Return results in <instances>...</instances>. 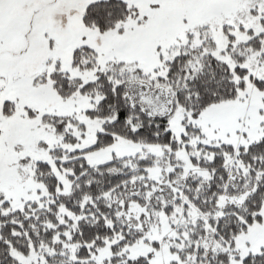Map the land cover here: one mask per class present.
<instances>
[{
    "label": "snow or ice",
    "instance_id": "obj_1",
    "mask_svg": "<svg viewBox=\"0 0 264 264\" xmlns=\"http://www.w3.org/2000/svg\"><path fill=\"white\" fill-rule=\"evenodd\" d=\"M0 264H264V0H0Z\"/></svg>",
    "mask_w": 264,
    "mask_h": 264
}]
</instances>
